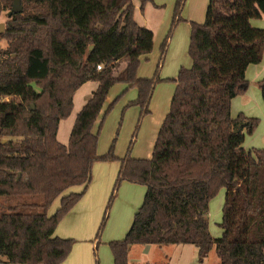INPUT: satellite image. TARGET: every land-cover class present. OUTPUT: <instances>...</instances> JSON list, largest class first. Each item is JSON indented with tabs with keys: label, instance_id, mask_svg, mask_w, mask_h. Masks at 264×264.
Masks as SVG:
<instances>
[{
	"label": "trees",
	"instance_id": "trees-1",
	"mask_svg": "<svg viewBox=\"0 0 264 264\" xmlns=\"http://www.w3.org/2000/svg\"><path fill=\"white\" fill-rule=\"evenodd\" d=\"M133 0H20L0 39V264H60L73 240L52 237L59 220L80 198L67 188L87 185L95 162L119 161L116 179L97 230L122 181L146 187L121 241L108 243L113 264H130L134 245L188 244L203 261L214 249L217 264H264V146L246 150L257 118L230 116L231 100L248 88L245 71L261 62L264 0H209L202 24H190L189 68L181 67L149 159L123 158L113 146L97 155L92 126L108 90L117 83L137 90L127 106L148 105L172 29L185 0H176L169 34L151 78L137 77L153 34L133 19ZM152 0H140L141 4ZM13 0H0V12ZM100 66V70H97ZM97 82L75 116L67 144L58 124L72 111V96ZM264 102V78L257 82ZM113 104V103H112ZM110 104L106 112L112 107ZM1 140H5L1 142ZM224 189L222 233H209V202Z\"/></svg>",
	"mask_w": 264,
	"mask_h": 264
},
{
	"label": "crops",
	"instance_id": "crops-1",
	"mask_svg": "<svg viewBox=\"0 0 264 264\" xmlns=\"http://www.w3.org/2000/svg\"><path fill=\"white\" fill-rule=\"evenodd\" d=\"M132 2L134 21L139 26L149 29L153 34L151 51L147 54L141 55L139 58L137 77L151 78L161 56L159 45L169 30L176 0H152L151 2H146L144 4H141L140 0H133ZM208 2L209 0H185L180 12L181 21L177 23L176 28L173 31L169 46L172 45L176 36H189L191 23L202 24L204 22ZM250 23L253 27L264 30L263 18L251 20ZM165 54L166 51L163 56V62L158 71H163L164 69L163 63ZM189 59L188 61L176 62L175 69L177 70L179 66L189 68L191 66V60ZM175 73L176 72H174L173 75H166L164 74V71L161 72L160 77L158 76L161 79L160 83H164L169 80L168 77H172L170 80L173 82L175 88V83L173 81L177 76V74L175 76ZM245 78L248 81V88L243 94L236 96L231 100L230 116L235 118L238 114H242L248 118L263 119L264 102L262 101L259 88L257 87V82L264 78V50L261 62L247 67ZM96 87L97 82L87 81L83 83L72 96V110L75 107V100H77L79 111ZM155 88L156 87H154L149 100V113L146 115V118H148L147 121L150 123L151 133L148 138V143L141 153H134V151H132L131 157L136 159H149L151 157L157 132L169 110L170 101L173 95V86L171 85L170 93L164 100L163 104L158 102L159 91H155ZM119 95L121 97L118 101L119 107H124L126 105L128 109L139 108L138 106H127L129 102L136 99L137 90L135 88H129L126 84L121 83L114 84L109 88L103 107L91 129L93 134L98 131L96 152L99 156L107 153L105 152L104 138H102L101 132L104 121V119L101 120V116L103 113L104 117L106 116L105 110L107 106H109L114 98ZM115 101L116 99L112 103L114 104ZM78 111L72 118H69L71 115L70 113L67 118L59 122L56 133V139L58 142L67 144ZM68 118L69 122H67L66 125L68 126V132L63 134L60 139L58 137L60 124L62 122L64 123V120H67ZM3 141L5 140H1V142ZM136 141V143H138V140ZM243 147L246 150H251L244 143ZM114 155L119 159L125 156L121 153ZM118 169L119 161L95 162L91 169L90 182L87 185L82 184L71 186L52 202L47 211V216H51L59 208L60 200L63 196L70 193L81 194L75 204L59 220L52 234V237L73 240V244L67 257L60 264H96L95 260L97 261V264H113V256L108 243L124 239L132 224L134 214L142 204L146 191V187L143 185L122 181L117 187L113 203L107 212L108 216L104 226L97 236V230L101 223L107 199L112 191ZM115 214L121 216V219L117 222H111V219H113ZM151 248H153V245H145L143 246L142 251L146 255ZM184 250L189 251L188 253L190 254L189 258L191 261L193 260L194 255L197 256V249H182L180 250V254L185 255L186 252Z\"/></svg>",
	"mask_w": 264,
	"mask_h": 264
},
{
	"label": "rangeland",
	"instance_id": "rangeland-1",
	"mask_svg": "<svg viewBox=\"0 0 264 264\" xmlns=\"http://www.w3.org/2000/svg\"><path fill=\"white\" fill-rule=\"evenodd\" d=\"M7 13H8L7 11L0 12V25L1 24L3 25V31H4V25L6 24L7 21ZM175 28L176 26L172 29L170 34L168 33L169 30L167 31V33L165 34L164 38L162 39L159 45V51L161 50L160 47L165 37L169 34L165 59L163 63V67H164L163 71L164 74L166 75H173L174 72H176L175 73L176 76L179 69L183 66H179L178 69L176 70L175 63L183 62L185 60L188 61L189 59L188 46H189L190 33L188 37L176 36L174 38L172 45L169 46V41L172 37ZM5 47H6V40L0 39V52L1 49H4ZM163 71H158L159 77L161 72ZM154 72L152 73V76L154 75ZM168 78L169 80L165 81L164 83L159 82L160 84L157 83L155 86L156 87L155 91H159L158 102L160 104L164 103V100L170 93L171 85L173 86V92H174V84L170 80V78L172 77H168ZM120 98H121L120 95L116 96L114 98V100L116 99V101L114 102L110 110L108 112H106L105 110L106 116L104 117V113L101 116V120L104 119L101 130L102 138H104V147L106 150L105 152H107L110 149V147L113 146V154L121 153L122 155H125L129 149V155L131 156L132 151H134V153H141L145 149L148 143L149 135L151 133V127H150V123L147 121L148 118H146V115L142 117L140 116L139 108L128 109L126 105L124 107L122 106L119 107L118 101L120 100ZM74 106L75 107L73 108L69 118L70 117L72 118L75 115V113L78 111L77 100H75ZM69 118L67 120H64V123L62 122L60 124L59 132H58V137L60 139L62 138L63 134L68 132L67 131L68 126L66 125L67 122H69ZM257 119H258V124L255 130L250 135L245 136L244 144H246L249 149H260L264 146V118L263 119L257 118ZM136 140H138V143H136L137 142ZM223 201H224V190L221 188L218 191V193L209 202L210 214H209L208 228H209V233L214 238L221 236L222 233L219 224L221 222V216H222L221 211H222ZM107 216L108 215H106V218ZM120 219L121 216L115 214L113 216V219H111V222L113 221L117 222ZM142 248H143L142 245H135L131 248L128 254V262L130 264H217L218 263V258L216 257L214 249H211L209 251L207 257L203 261H199L196 255L193 256V260L191 261L189 258L190 257V254L188 253L189 251L184 250L187 254L185 253V255H182L180 254V250L182 249L195 250L196 248L193 245L180 244V245H167L162 247L153 246V248H151V250L148 251L146 255L142 251ZM95 263L97 264L96 260Z\"/></svg>",
	"mask_w": 264,
	"mask_h": 264
},
{
	"label": "water",
	"instance_id": "water-1",
	"mask_svg": "<svg viewBox=\"0 0 264 264\" xmlns=\"http://www.w3.org/2000/svg\"><path fill=\"white\" fill-rule=\"evenodd\" d=\"M21 11V6H20V0H13L12 6L10 11H8L7 16H10L11 13H16ZM3 31V25H0V33ZM4 142V141H3Z\"/></svg>",
	"mask_w": 264,
	"mask_h": 264
},
{
	"label": "built area",
	"instance_id": "built-area-1",
	"mask_svg": "<svg viewBox=\"0 0 264 264\" xmlns=\"http://www.w3.org/2000/svg\"><path fill=\"white\" fill-rule=\"evenodd\" d=\"M97 70H100V66H97ZM5 100H7V98L0 97V101H5Z\"/></svg>",
	"mask_w": 264,
	"mask_h": 264
}]
</instances>
